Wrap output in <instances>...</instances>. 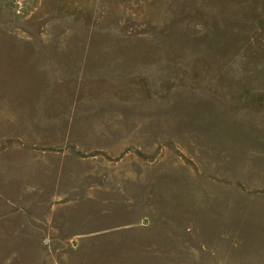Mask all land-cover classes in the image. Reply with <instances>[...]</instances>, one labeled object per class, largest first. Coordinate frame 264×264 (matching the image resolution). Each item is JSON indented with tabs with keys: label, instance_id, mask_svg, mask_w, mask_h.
<instances>
[{
	"label": "rangeland",
	"instance_id": "1",
	"mask_svg": "<svg viewBox=\"0 0 264 264\" xmlns=\"http://www.w3.org/2000/svg\"><path fill=\"white\" fill-rule=\"evenodd\" d=\"M6 109L0 264H264V0H0Z\"/></svg>",
	"mask_w": 264,
	"mask_h": 264
},
{
	"label": "crops",
	"instance_id": "2",
	"mask_svg": "<svg viewBox=\"0 0 264 264\" xmlns=\"http://www.w3.org/2000/svg\"><path fill=\"white\" fill-rule=\"evenodd\" d=\"M23 53V52H22ZM25 53V52H24ZM27 53V52H26ZM5 86L11 87L13 85H17V83H11L9 80L2 83ZM22 91L17 95L14 94H5V100H8L10 102L17 100V98H14V96L18 97L20 96V101L27 100V93L25 94L23 91H25V88H20ZM13 112L6 109L3 111H0V119L4 120V123L6 126L11 125L13 122ZM3 123V121H2ZM22 123V122H21ZM3 138H1L2 140ZM4 140V139H3ZM0 143H2L0 141ZM0 148L8 149L7 146L3 147L0 146ZM38 166H51L53 167L52 178H41L42 175H44V170L40 169ZM54 166H58L57 164H54L50 161H44L40 159H0V193H55L54 191V183L57 184L56 186V193H59V187H60V177L61 172L54 170ZM18 167L19 169H15L14 171L10 168ZM59 167V166H58ZM39 168V169H37ZM58 174V178L56 176ZM7 175V176H4ZM56 178V179H55ZM43 181V182H42ZM46 183L48 185H46ZM46 187H53L52 189H46Z\"/></svg>",
	"mask_w": 264,
	"mask_h": 264
}]
</instances>
